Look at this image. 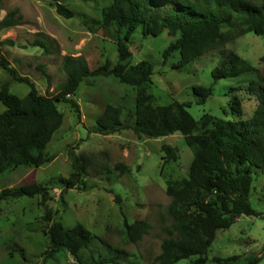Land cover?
<instances>
[{
    "label": "trees",
    "instance_id": "1",
    "mask_svg": "<svg viewBox=\"0 0 264 264\" xmlns=\"http://www.w3.org/2000/svg\"><path fill=\"white\" fill-rule=\"evenodd\" d=\"M55 10L64 19L76 16L60 3L55 5ZM94 10L96 18L84 16L83 22L89 30H100L104 37L115 42L116 62L106 60L101 66L90 69L82 56H64L61 70L65 81L52 96L40 94L27 77L20 76L10 66L1 54V47L13 43L0 41V68L12 81L29 87L22 98L9 92L7 82L0 87V103L5 108L0 113V181L19 168L37 169L49 161L46 147L63 121L57 103H67L79 113L77 104L69 98L79 85L90 84V80L98 78H113L131 88L133 109L127 113L126 120H122L124 107L107 104L95 120L94 133L110 135L130 130L137 137L150 139L179 133L192 152L188 177L167 181L165 185L170 198L166 214L171 224L165 230L167 237L161 241L155 264H176L191 258H195L194 264H206L208 249L218 231L228 229L239 216L264 219V211H257L250 202L255 178L264 176V92L256 93L254 87H249L248 91L255 93L257 105L248 119L242 118L244 112L237 97L229 102L231 119L206 113L194 119L187 110L189 103L176 100L166 105L154 103L148 91L152 65L147 61L132 64L129 45L135 36L145 39L166 32L174 40L162 51V62L166 64L177 54L178 59L171 67L180 69L219 45L248 33L264 36V0H169L164 4H153L149 0H106ZM14 15L13 12L6 15L0 21V29L17 25L19 21ZM34 46L47 50L40 40L35 41ZM257 75V69L232 51L223 54L211 71L214 82ZM253 82L251 80V85ZM193 93L199 99L197 103H204L212 95V88L197 86ZM161 151L162 160H178L176 147L163 144ZM69 157L72 171L68 178L59 179L63 190L95 188L84 179L87 160L72 153ZM113 170L123 174L127 169L117 164ZM37 196L43 202L50 200L48 186L29 183L0 187V201ZM115 200H119L117 195ZM44 220L43 234L47 243L44 262H59L70 255L76 264H136L129 261L126 251L110 246L80 223L65 227L53 220L50 212L45 214ZM150 228L145 220L128 223L123 217L121 233L135 243ZM260 261L261 256L214 259L219 264H259Z\"/></svg>",
    "mask_w": 264,
    "mask_h": 264
},
{
    "label": "rangeland",
    "instance_id": "2",
    "mask_svg": "<svg viewBox=\"0 0 264 264\" xmlns=\"http://www.w3.org/2000/svg\"><path fill=\"white\" fill-rule=\"evenodd\" d=\"M149 1L164 4L169 0ZM105 2L0 0V21L11 12L19 21L13 27L0 29V41L13 43L1 47L2 56L20 76L27 77L40 94L55 95L65 81L61 70L64 56H82L90 69L101 66L106 60L112 64L116 62L115 42L104 37L100 30H89L83 22L84 16L95 19L94 8ZM57 3L75 12L76 16L71 19L59 16L55 10ZM37 40L44 43L47 50L34 46ZM173 40L164 32L145 39L135 36L129 45L132 64L147 61L152 65L148 91L156 105L176 100L190 104L187 110L194 119L205 113L231 119L229 102L232 97H237L244 112L242 118L252 116L257 99L248 89L254 87L256 93L264 92V36L248 33L231 43L219 45L180 69L171 67L178 59L177 54L166 64L162 62V51ZM230 51L257 69L258 75L214 82L211 71L222 55ZM5 82L9 84V92L20 98L29 91L27 85L12 81L0 68V87ZM89 83L82 82L74 96L69 97L77 104L79 113L67 103H57L63 121L46 147L49 161L37 169L19 168L0 181V187L9 188L29 183L46 185L50 197L46 202L38 196L0 201V264H76L70 255L59 262H44L47 243L43 231L47 212L65 227L82 224L110 246L126 251L130 262L155 264L161 241L167 237L165 230L171 224L166 214L170 198L166 195L165 185L167 181L188 177L192 152L179 133L156 139L137 137L130 130L110 135L94 133L95 120L107 104H121L124 107L121 118L126 120L127 113L133 109V92L113 78H98ZM197 86L212 88V95L204 103H197L199 99L193 93ZM4 110L0 103V113ZM163 144L178 149L176 162L162 160ZM71 153L87 160L84 179L95 188L63 190L59 179L68 178L72 171ZM117 164H123L126 172L118 174L114 171ZM263 180V175L255 178L250 196L251 205L257 211H264ZM123 217L128 223L145 220L151 228L139 241L131 242L121 233ZM234 255L241 258L261 256L259 264H264V219L239 216L228 229L218 231L208 249L206 264H219L214 262L215 258ZM194 260L176 264H194Z\"/></svg>",
    "mask_w": 264,
    "mask_h": 264
}]
</instances>
